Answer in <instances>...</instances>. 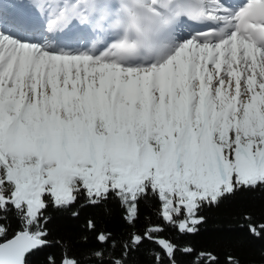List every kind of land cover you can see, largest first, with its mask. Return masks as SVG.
Returning a JSON list of instances; mask_svg holds the SVG:
<instances>
[{
  "label": "snow or ice",
  "instance_id": "snow-or-ice-1",
  "mask_svg": "<svg viewBox=\"0 0 264 264\" xmlns=\"http://www.w3.org/2000/svg\"><path fill=\"white\" fill-rule=\"evenodd\" d=\"M17 30L0 25V264L46 248L60 264H128L145 240L155 264L190 246L135 230L141 201L181 235L206 209L264 190V0H33ZM78 22L70 48L55 34ZM30 30L35 38L21 33ZM114 201L132 229L117 240L87 219L97 247L83 261L50 240L54 211ZM239 227L264 239V222ZM11 235V238L9 236ZM81 241L88 243V236ZM162 253V254H161ZM43 264H57L47 255ZM194 264H220L211 250ZM225 264H240L227 255Z\"/></svg>",
  "mask_w": 264,
  "mask_h": 264
},
{
  "label": "trees",
  "instance_id": "trees-1",
  "mask_svg": "<svg viewBox=\"0 0 264 264\" xmlns=\"http://www.w3.org/2000/svg\"><path fill=\"white\" fill-rule=\"evenodd\" d=\"M158 202L156 200L141 201L139 205V218L135 222V230L143 233L150 226H160L163 231L160 238L168 239L182 248L190 246L194 249L191 254L179 250L175 252L176 264H194L200 251H213L225 264L227 255L240 261V264H264V239L250 236L246 229H241V214L250 213L257 222H264V190L238 192L235 196L223 201L219 207L206 209L203 215L207 222L201 226L195 235H181L178 231L165 223L158 215ZM78 218L69 213L54 211L51 213L50 240L59 239L67 244V255L83 261L84 255L92 247H97L94 239L95 233L86 232L83 225L91 218L95 221L97 229H104L112 233L117 240L128 237L132 229L122 220L123 210L110 201L101 207H84L79 209ZM10 225V232L18 230V220L9 216L7 221H0ZM88 236V243L81 241V236ZM11 236V235H10ZM9 236V237H10ZM3 238H0L2 241ZM161 250L147 240L139 250L131 253L128 264H155L154 255ZM53 255L57 264H60L63 250L59 246H52L29 257V264H43L47 255ZM162 254V253H161ZM163 264H169L166 257Z\"/></svg>",
  "mask_w": 264,
  "mask_h": 264
},
{
  "label": "bare ground",
  "instance_id": "bare-ground-1",
  "mask_svg": "<svg viewBox=\"0 0 264 264\" xmlns=\"http://www.w3.org/2000/svg\"><path fill=\"white\" fill-rule=\"evenodd\" d=\"M2 26L9 29V30L15 31V29L7 27V24H2ZM21 34L27 36L28 38H35L33 34H23V33H21Z\"/></svg>",
  "mask_w": 264,
  "mask_h": 264
},
{
  "label": "water",
  "instance_id": "water-1",
  "mask_svg": "<svg viewBox=\"0 0 264 264\" xmlns=\"http://www.w3.org/2000/svg\"><path fill=\"white\" fill-rule=\"evenodd\" d=\"M9 238H11V236ZM0 242H2V241H0Z\"/></svg>",
  "mask_w": 264,
  "mask_h": 264
}]
</instances>
